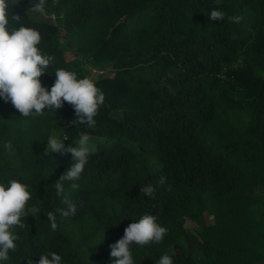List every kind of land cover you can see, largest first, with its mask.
<instances>
[{
	"label": "trees",
	"instance_id": "16d2710c",
	"mask_svg": "<svg viewBox=\"0 0 264 264\" xmlns=\"http://www.w3.org/2000/svg\"><path fill=\"white\" fill-rule=\"evenodd\" d=\"M9 31H39L55 71L77 79L103 71L96 124L74 123L67 102L24 118L0 97V183L16 179L31 199L16 226V249L0 264H28L55 252L62 264H113L110 245L145 214L167 229L160 243H133L134 264H264V0H7ZM213 9L224 21H211ZM20 15V20L13 15ZM240 16V23L228 20ZM91 136L67 218L53 184L71 154L43 157L56 133L65 147ZM11 141L14 151L4 144ZM165 177V183H158ZM154 186L151 197L140 187ZM195 224L194 229L187 227Z\"/></svg>",
	"mask_w": 264,
	"mask_h": 264
},
{
	"label": "clouds",
	"instance_id": "9594fccd",
	"mask_svg": "<svg viewBox=\"0 0 264 264\" xmlns=\"http://www.w3.org/2000/svg\"><path fill=\"white\" fill-rule=\"evenodd\" d=\"M46 0L31 7L32 13L44 16ZM7 0H0V97L7 103L10 102L24 118L39 116L48 109L56 111L61 109L65 102L74 107L77 119L74 123L86 124L94 128V117L98 109L105 102V95L96 86L90 77L77 79V74L65 69L55 71V81L49 91L42 85L40 77L46 73L53 57L42 54L38 45L41 42L39 31L20 26L9 31ZM209 20L224 21L223 11L213 9ZM13 19L20 20V15H13ZM228 20L240 23V16H230ZM91 136L81 132L79 139L69 147H65L63 138L57 134L48 137L43 157L51 153H70L72 160L70 167L52 185L56 196L64 207L47 212L51 230L57 229L56 213L67 218L76 214L77 205L73 202L70 194L65 191V183H69L72 190L79 189L75 183L81 177L90 155ZM4 148L14 151L11 141L4 144ZM165 177L159 182L164 184ZM155 189L152 184L140 187L142 195L151 197ZM31 199L28 186L24 183L10 179L7 183H0V261L8 260L9 251L15 250L16 241L19 239L12 229L16 226L24 227L22 217L26 213L27 202ZM125 234L116 243L110 245V257L115 258L113 264H134L131 245L144 246L150 242L160 243L163 241L167 229L157 223L155 216L145 214L138 222H133L124 230ZM28 264H62V258L55 252L41 253L39 261L28 259ZM155 264H173L171 255L165 253L160 256Z\"/></svg>",
	"mask_w": 264,
	"mask_h": 264
},
{
	"label": "rangeland",
	"instance_id": "374dc122",
	"mask_svg": "<svg viewBox=\"0 0 264 264\" xmlns=\"http://www.w3.org/2000/svg\"><path fill=\"white\" fill-rule=\"evenodd\" d=\"M106 74L107 73L103 72V71H100V72L92 71L88 77L92 78L95 81L99 76L106 75ZM54 134H56V133H54ZM187 227H189L190 229H194L196 226L193 223H188Z\"/></svg>",
	"mask_w": 264,
	"mask_h": 264
}]
</instances>
